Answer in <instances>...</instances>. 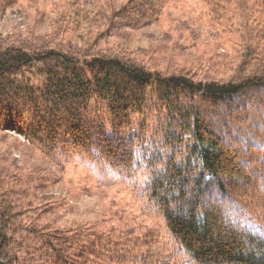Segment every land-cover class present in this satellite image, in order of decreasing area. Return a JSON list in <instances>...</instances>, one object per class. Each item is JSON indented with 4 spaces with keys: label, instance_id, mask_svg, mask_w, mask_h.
<instances>
[{
    "label": "trees",
    "instance_id": "16d2710c",
    "mask_svg": "<svg viewBox=\"0 0 264 264\" xmlns=\"http://www.w3.org/2000/svg\"><path fill=\"white\" fill-rule=\"evenodd\" d=\"M173 1L126 0L81 45L59 33L0 41V129L55 165L76 155L140 179L174 249L147 256L140 242L154 243L139 237L55 226L53 204L38 196L49 175L3 165L0 264H264V21L226 81L151 70L104 46L157 23ZM203 1L219 18L243 0ZM20 2L0 0V10Z\"/></svg>",
    "mask_w": 264,
    "mask_h": 264
},
{
    "label": "rangeland",
    "instance_id": "374dc122",
    "mask_svg": "<svg viewBox=\"0 0 264 264\" xmlns=\"http://www.w3.org/2000/svg\"><path fill=\"white\" fill-rule=\"evenodd\" d=\"M125 1L21 0L16 7L0 10V41L46 39L59 33V39L81 45L86 30L104 29L111 10ZM90 20L100 24L93 25ZM261 21L264 0L231 3L219 18L211 14L203 0H174L157 23L124 32L120 38L109 37L104 46L123 47L151 70L186 73L196 80L226 81L246 60L250 30ZM3 165L38 180L43 174L49 175L48 184L38 196L53 204L44 207H54V212L45 216L55 226L95 225L139 237L154 243L150 247L140 242L138 251L147 256L169 254L174 249L162 214L142 195L140 179L125 180L108 164H96L76 155L63 166L55 165L23 135L9 129H0V167Z\"/></svg>",
    "mask_w": 264,
    "mask_h": 264
}]
</instances>
